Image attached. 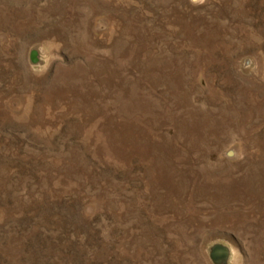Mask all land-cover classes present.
I'll return each mask as SVG.
<instances>
[{
  "label": "rangeland",
  "instance_id": "374dc122",
  "mask_svg": "<svg viewBox=\"0 0 264 264\" xmlns=\"http://www.w3.org/2000/svg\"><path fill=\"white\" fill-rule=\"evenodd\" d=\"M195 157L232 208L185 194ZM246 158L264 191V0H0V264H264Z\"/></svg>",
  "mask_w": 264,
  "mask_h": 264
},
{
  "label": "bare ground",
  "instance_id": "6f19581e",
  "mask_svg": "<svg viewBox=\"0 0 264 264\" xmlns=\"http://www.w3.org/2000/svg\"><path fill=\"white\" fill-rule=\"evenodd\" d=\"M115 1V0H114ZM122 1V0H121ZM159 4H163L166 0H156ZM110 10V9H108ZM113 11H111V15ZM137 41H133L132 44H136L144 47L142 41L139 37L136 36ZM142 49V54H143ZM97 54L103 55L108 61L109 65H113L114 57L119 58L120 56H125L126 51L119 48L116 49H107L103 52H97ZM116 63V62H115ZM27 101V100H26ZM60 102V100H59ZM63 103V102H62ZM68 105V104H67ZM203 132V129H199L198 133ZM261 163L260 160L254 162L251 158H246L236 163L233 167H228V170L235 173V186L239 187L237 196L233 198V201L236 206V209H242L251 205V209H258V206L255 204V201L260 197L262 207L259 209H264V191H261L262 187L258 185L257 178H252L254 172L257 173L263 168L262 166L257 167ZM222 166V165H219ZM215 162H212L208 158H193V162L187 166L190 171V176L192 179L187 181L184 186L185 194L192 195L191 202L197 207V209H227L226 207H231V205H225L228 203L226 200V192L221 189V186L216 187V183L213 180V175H216L215 168L219 167ZM262 167V168H261ZM218 172V171H217ZM248 182H257L252 185L253 192L248 193L247 184ZM220 187V188H219ZM232 208V207H231ZM208 211V212H209ZM260 213H264L263 210H258Z\"/></svg>",
  "mask_w": 264,
  "mask_h": 264
},
{
  "label": "water",
  "instance_id": "95a60500",
  "mask_svg": "<svg viewBox=\"0 0 264 264\" xmlns=\"http://www.w3.org/2000/svg\"><path fill=\"white\" fill-rule=\"evenodd\" d=\"M199 0H191L192 3H197ZM28 59L31 65L43 66L45 64V59L43 57V52L38 46L32 47L28 54ZM233 150H229L227 155L234 156ZM230 255V250L227 246L216 243L210 247L209 257L213 264H226Z\"/></svg>",
  "mask_w": 264,
  "mask_h": 264
}]
</instances>
